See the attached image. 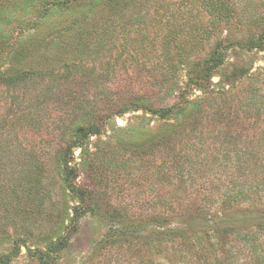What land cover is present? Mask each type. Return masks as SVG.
Returning a JSON list of instances; mask_svg holds the SVG:
<instances>
[{
  "label": "rangeland",
  "instance_id": "374dc122",
  "mask_svg": "<svg viewBox=\"0 0 264 264\" xmlns=\"http://www.w3.org/2000/svg\"><path fill=\"white\" fill-rule=\"evenodd\" d=\"M234 2L215 27L203 9L200 26H157L150 5L129 11L132 19L125 13L87 26L90 39L77 44L68 73L58 67L57 45L47 46L54 52L47 60L41 49L18 61L11 55L6 68L36 73L16 85L0 81V264H38L26 246L52 264H264V0ZM5 8L16 21L0 22V34L34 33L32 7L26 16L20 5ZM62 22L57 8L37 26L45 33ZM202 29L208 38L187 57L172 48L164 54L189 32L199 40ZM217 43L222 63L211 83L190 84L188 74ZM137 95L158 107L204 98L180 120L143 109L97 117ZM91 116L100 134L83 156L74 147L68 163L72 186L90 195L73 221L81 203L60 152ZM60 236L66 247L47 250ZM15 238L25 245L9 258Z\"/></svg>",
  "mask_w": 264,
  "mask_h": 264
},
{
  "label": "trees",
  "instance_id": "16d2710c",
  "mask_svg": "<svg viewBox=\"0 0 264 264\" xmlns=\"http://www.w3.org/2000/svg\"><path fill=\"white\" fill-rule=\"evenodd\" d=\"M19 6L23 9V16L28 13L25 7L33 9L35 18L33 23L36 26H30L29 29H33L34 33L31 36L25 37L24 30L18 34L8 33L4 30L0 34V81L6 85H16L17 81H23L26 75L36 73L31 67L26 69L18 68H6V65L12 64L11 55L14 60L25 59L33 57L34 51L41 49L39 58L43 60L49 59V56L54 53L52 49H47V46H58V67L64 71V73L71 72L76 63L75 49L77 44L81 42H88L90 39V32L87 26H108L109 22L113 17H119L122 14L127 13L128 18L132 19L137 13L130 14L129 11L133 9H140L145 6H152L155 8L156 13L159 15L157 26H200L195 20L199 15V10L203 9L204 12L211 18L209 20L210 26H218L221 21H228L230 16L233 14L237 7V2L234 0H19L18 2H11L10 0H0V22L3 24L9 21H16L10 19L9 13L6 12L8 6ZM174 5V6H172ZM58 8V18L63 17V22L60 24L59 29L49 32H41L39 24L48 22L51 16L54 14L55 9ZM194 9L197 12H194ZM25 10V11H24ZM25 13V14H24ZM31 13V12H30ZM33 14V13H32ZM33 14V15H34ZM100 15V16H99ZM98 19V20H97ZM26 21V20H25ZM24 21V23H26ZM118 22L117 26H126L130 22ZM2 26H0L1 28ZM2 31V30H1ZM211 30L202 29L199 40L196 39V35L189 32L187 40L181 43L175 42L172 45L166 44L165 55L170 53L171 48L175 50V55L180 57H187V53L193 51L194 46L202 45L204 40L208 38ZM264 35V34H262ZM13 39V41L10 40ZM170 40V39H169ZM167 40V42L169 41ZM166 42V43H167ZM191 44V48L188 46ZM189 43V44H188ZM55 44V45H54ZM165 45V44H163ZM250 45V44H248ZM263 49L262 46H260ZM86 53V51H84ZM219 44L217 43L211 51L210 56L202 60V65L196 69V72L188 74L187 79H190V84H194L201 89L209 85L210 77L215 73L218 66L221 65ZM56 56V54L52 55ZM26 59V63H30V59ZM238 71V70H237ZM34 72V73H33ZM41 72V71H40ZM38 72V73H40ZM254 93V92H253ZM252 93V94H253ZM183 92L179 93V97H182ZM203 95L197 96L193 100L187 98H180L176 103L158 107L150 103L142 96H131L127 100L122 101V106L117 109L106 110L97 117H100L102 121H109L111 117L122 115L126 112L143 109L152 114L158 115L161 118L176 117V119L183 118L185 111H187L189 104H199L203 100ZM87 111L84 115L89 114ZM65 117V116H64ZM92 118V116H91ZM89 117L86 119L88 121ZM68 120V119H67ZM63 121V124L67 121ZM62 124V126H63ZM61 126V127H62ZM65 129V128H64ZM101 126L98 124L97 119H90L88 123H76L73 131L72 140L64 144V147L60 152V160L62 161V169L64 179L70 185L71 189L77 195V198L81 205L74 207L73 221L78 218L82 210H86L88 207L89 193L86 188L73 187L72 178L75 177L76 173L73 171L74 168L69 165L70 159L72 158V150L74 147L80 148V156L87 151L89 137L91 135H99ZM61 133L63 129H60ZM73 227V226H72ZM74 228V227H73ZM72 228V229H73ZM16 239V238H15ZM65 236L58 237L56 242H51L47 250L53 251L54 254L59 253L63 250L67 241ZM24 241V240H23ZM14 240V246L8 255L9 258L16 257L21 246L25 245V241ZM30 256L36 258L38 264H52V261L47 260V256L44 250L35 249L31 252V249L26 246Z\"/></svg>",
  "mask_w": 264,
  "mask_h": 264
}]
</instances>
